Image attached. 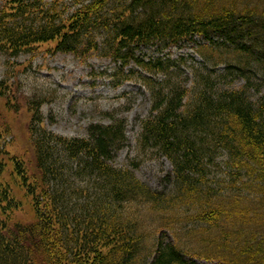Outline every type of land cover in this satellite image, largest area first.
I'll list each match as a JSON object with an SVG mask.
<instances>
[{
  "label": "trees",
  "instance_id": "obj_1",
  "mask_svg": "<svg viewBox=\"0 0 264 264\" xmlns=\"http://www.w3.org/2000/svg\"><path fill=\"white\" fill-rule=\"evenodd\" d=\"M197 41L204 69L162 54ZM44 45L52 55L110 60L114 87L147 89L152 109L139 141L171 170L158 190L138 177V163L117 165L130 141L124 118L71 139L37 111L29 129L38 179L28 183L11 158L33 222L12 224L19 203L0 158V264H196L194 254L264 264V0H0V58ZM13 86L0 82L8 104ZM142 206L164 216L149 248ZM181 245L207 246L190 254Z\"/></svg>",
  "mask_w": 264,
  "mask_h": 264
},
{
  "label": "rangeland",
  "instance_id": "obj_2",
  "mask_svg": "<svg viewBox=\"0 0 264 264\" xmlns=\"http://www.w3.org/2000/svg\"><path fill=\"white\" fill-rule=\"evenodd\" d=\"M198 42H187L190 45L183 48H165L162 54L181 57L188 66L187 70L204 69V60L196 52ZM49 47L41 46L40 52L22 54L9 61L5 57L0 58V82L7 78L13 83L9 96L13 93L16 96V101L11 104L7 102L9 97H0V131L3 135L0 146L4 151L0 158L8 163L2 178L19 203L13 213L12 224L35 220L32 199L14 172L11 158L24 164L30 176L28 183L38 179L29 129L31 117L37 111L42 114L44 125L49 130L71 139L86 137L92 124H108L114 117L126 119L130 141L119 153L117 165L134 169L133 163H138L135 170L138 177L153 188L163 189L161 179L171 170V165L165 158L145 155L139 141L141 122L152 109L149 91L133 81L114 87L108 75L115 63L110 60L98 56L83 60L64 53L52 55L47 51ZM145 51L154 54L155 48ZM137 211L142 216L140 229L150 239L146 247H152L149 244L157 237L156 230L163 225L161 217L164 216L145 210L143 206L135 209ZM181 242L185 244L187 240ZM181 246L194 254L207 245ZM188 259L196 264H216L195 254Z\"/></svg>",
  "mask_w": 264,
  "mask_h": 264
}]
</instances>
